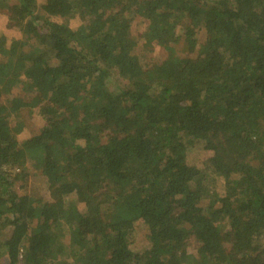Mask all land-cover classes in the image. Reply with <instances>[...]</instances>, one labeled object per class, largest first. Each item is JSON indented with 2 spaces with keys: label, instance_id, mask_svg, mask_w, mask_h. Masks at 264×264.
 <instances>
[{
  "label": "trees",
  "instance_id": "trees-1",
  "mask_svg": "<svg viewBox=\"0 0 264 264\" xmlns=\"http://www.w3.org/2000/svg\"><path fill=\"white\" fill-rule=\"evenodd\" d=\"M1 9L21 36L0 33V264H264V0ZM136 16L167 59L134 52ZM28 158L46 201L22 191Z\"/></svg>",
  "mask_w": 264,
  "mask_h": 264
},
{
  "label": "rangeland",
  "instance_id": "rangeland-1",
  "mask_svg": "<svg viewBox=\"0 0 264 264\" xmlns=\"http://www.w3.org/2000/svg\"><path fill=\"white\" fill-rule=\"evenodd\" d=\"M72 25V24H71ZM147 28V21L140 16H136L133 18L130 27V33L132 39L136 42V46L134 47V52L140 54L142 59H146L148 62H156L163 59H167L170 56V52L162 46H159L155 43L151 44V46L146 47L144 44L145 41V32ZM0 33H2L6 38H17L20 37V32L15 27H10L7 23V14L5 9L0 10ZM197 42L201 43L205 39V32L203 29H200L196 33ZM176 53L183 54L185 52H181L178 45H174ZM4 57L0 56V61H2ZM112 73H116L115 71ZM21 91L20 85L15 84L11 88V94L17 93ZM5 95L2 96V98ZM28 121L31 124L39 128L43 123V118L39 115L37 108H34L30 118L28 117ZM33 127V128H34ZM28 134V132H26ZM203 156V153L197 149V147H189L187 151V161L189 163H195L200 160ZM34 160L28 158L25 163V168H27V176L25 183L23 185L22 191L27 195L33 197L35 200L46 201L49 199L48 191L46 189V185L44 182V176L41 175L38 165L34 164ZM8 174L13 175L19 172V168L16 167H5ZM221 177H215V183L217 189L221 190ZM63 243L66 248L71 247V241H69V236L66 234L63 238ZM133 246L136 250H140L145 245V237L144 230L142 228H136L135 233L132 236ZM197 242L194 238H190L187 240L185 245V252L188 257L195 258L197 257ZM4 258V257H3Z\"/></svg>",
  "mask_w": 264,
  "mask_h": 264
}]
</instances>
